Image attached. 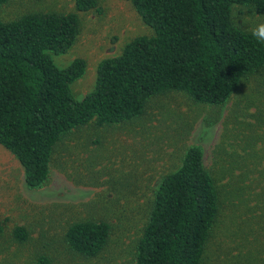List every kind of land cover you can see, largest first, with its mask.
I'll return each mask as SVG.
<instances>
[{
  "label": "rangeland",
  "instance_id": "obj_1",
  "mask_svg": "<svg viewBox=\"0 0 264 264\" xmlns=\"http://www.w3.org/2000/svg\"><path fill=\"white\" fill-rule=\"evenodd\" d=\"M101 11L80 13L71 48L52 54L56 64L87 60L73 83L82 99L95 85L97 66L153 30L129 0H99ZM75 0H10L0 18L30 12H70ZM244 29L264 11L234 7ZM247 21L245 23L244 21ZM201 145L219 188V215L200 264H264V67L246 77L223 105L196 102L183 91L153 96L143 115L120 124L94 122L73 129L56 147L47 182L29 188L18 159L0 145V264H136L155 189L177 169L188 147ZM108 221L111 233L94 257L73 251L66 232L76 221ZM16 226L28 229L19 242Z\"/></svg>",
  "mask_w": 264,
  "mask_h": 264
},
{
  "label": "trees",
  "instance_id": "obj_2",
  "mask_svg": "<svg viewBox=\"0 0 264 264\" xmlns=\"http://www.w3.org/2000/svg\"><path fill=\"white\" fill-rule=\"evenodd\" d=\"M8 1L0 0V8ZM129 1L153 33L132 38L119 55L102 59L95 85L82 99L72 85L85 74L87 60L78 57L60 67L52 54L71 48L80 13L101 11L99 0H75L70 12L0 18V145L23 166L29 188L47 182L57 145L76 127L131 121L144 114L153 96L175 90L199 103L223 105L246 77L264 67V43L233 16L238 5L264 11V0ZM219 202L203 147H188L181 165L155 189L136 264H200ZM111 229L106 220L76 221L66 241L73 251L94 257ZM14 237L26 241L28 229L16 226ZM37 264L49 259L42 256Z\"/></svg>",
  "mask_w": 264,
  "mask_h": 264
},
{
  "label": "clouds",
  "instance_id": "obj_3",
  "mask_svg": "<svg viewBox=\"0 0 264 264\" xmlns=\"http://www.w3.org/2000/svg\"><path fill=\"white\" fill-rule=\"evenodd\" d=\"M244 22L247 23L246 20ZM237 23H241V20L237 19ZM248 31L258 43H264V20L258 19L256 22L249 24Z\"/></svg>",
  "mask_w": 264,
  "mask_h": 264
}]
</instances>
